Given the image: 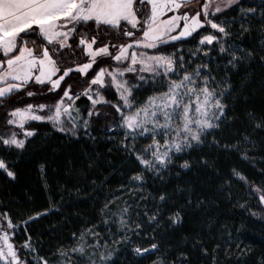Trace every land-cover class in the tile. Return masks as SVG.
<instances>
[{"label": "snow or ice", "instance_id": "snow-or-ice-1", "mask_svg": "<svg viewBox=\"0 0 264 264\" xmlns=\"http://www.w3.org/2000/svg\"><path fill=\"white\" fill-rule=\"evenodd\" d=\"M258 25L259 45H245ZM178 41L193 43L195 50L185 52ZM257 55L264 61V0H0V177L17 179L18 160L38 135L34 122L50 124L65 136L94 140L92 118L99 119L100 105L115 109L118 118L106 131L123 136L121 149L140 166L131 177L140 189L149 176L163 180L173 168L179 169L178 177L190 172L193 162L184 157L205 146L248 160L242 147L252 143L247 135L223 142L217 134L241 115L254 132L264 131V109L241 113L240 95L234 96L247 84H237L233 75ZM110 95L118 97L116 102L107 99ZM82 98L90 102L83 110L77 103ZM140 141L147 143L138 148ZM199 163L220 175L215 161L203 158ZM231 179L248 183L232 169L221 191L231 187ZM249 191L264 205V187L249 184ZM179 194L184 201L171 206L170 226L182 224L189 210L208 206L192 187L179 188ZM114 199L106 200L99 223H85L79 235L73 233L74 246L44 254L30 234L22 244L15 241L21 228L26 231L50 210L14 222L0 203V262L119 264L123 252L109 249L107 239L116 235L113 228L118 226L120 237L113 243L131 247L133 237L145 235V224L154 228L169 215L172 197L161 194L158 205L140 210L135 203L114 205ZM192 239L210 264H222L221 252L226 264H247L240 260L244 250L239 243L235 250L231 243H217L213 255L202 238ZM131 250L140 258L137 264L149 256L155 257L152 264H193L191 251L181 245L151 243Z\"/></svg>", "mask_w": 264, "mask_h": 264}, {"label": "trees", "instance_id": "trees-1", "mask_svg": "<svg viewBox=\"0 0 264 264\" xmlns=\"http://www.w3.org/2000/svg\"><path fill=\"white\" fill-rule=\"evenodd\" d=\"M234 27L238 28L239 25ZM260 36L261 26L258 25L244 44L259 45ZM177 44L185 52L195 50L193 43L178 41ZM233 80L237 84L242 80L247 84L240 93H234V96L240 95L237 108L241 113L246 109H264V61L260 60L259 55L255 61L241 67L239 73L233 75ZM150 94L151 90L147 92V95ZM107 99L116 102L118 97L110 95ZM78 103L86 106L87 99L82 98ZM98 110L99 119L95 116L92 118L95 124L91 131L94 140L84 135L80 139L65 136L53 130L50 124L33 123L38 135L18 160L17 179L7 182L0 177V203L10 210L14 222L27 220L29 216L46 209L50 210V214L30 223L26 231L21 228L16 243L22 244L30 234L41 254L54 253L58 247L74 246L73 233L79 235L85 223H99L100 217L106 215L100 210L109 197H115L114 205L135 203L137 210H140L145 204L149 209L153 208L154 204H159V195L168 194L172 197L167 209L169 215L154 228L145 224V235L133 237L131 247L125 249L123 244L113 243L120 238L118 226L112 230L116 235H108L109 249L123 252L119 264H137L140 258L131 249L149 247L151 243L165 248L181 245L191 251L193 264H210L198 248H193L195 240L192 237L202 238L210 251L215 249L217 243H231L233 248L239 243L244 250L240 260L247 264H260L261 258H264V212L261 211L264 205L259 204L258 197L249 191V184L253 188L264 187V131L254 132L241 115L234 123L227 124L217 137L229 142L247 135L252 143L242 147L250 159L244 160L235 153H224L205 146L193 151L190 157H184L193 162L190 172H181L178 177L176 173L179 169L173 168L163 180L149 176L144 188L140 189L131 182V177L140 166L134 157L121 149L123 136L106 131L114 127V120L118 118L115 109L100 105ZM105 113H108L107 117ZM142 142L147 143L139 142L138 148L144 145ZM203 158L215 161L220 175L211 168H204L199 163ZM232 169L247 177L248 183L231 179V187L221 191L220 185L224 184V177H231ZM181 187L194 188L196 193L207 198L208 206L189 210L182 224L170 226L169 216L174 210L171 206H179L184 201L179 194ZM141 196L156 199H138ZM250 213H257V216L253 217ZM153 259L155 257L149 256L141 264H152ZM220 259L222 264H226L223 252ZM232 264H236V261L233 260Z\"/></svg>", "mask_w": 264, "mask_h": 264}, {"label": "rangeland", "instance_id": "rangeland-1", "mask_svg": "<svg viewBox=\"0 0 264 264\" xmlns=\"http://www.w3.org/2000/svg\"><path fill=\"white\" fill-rule=\"evenodd\" d=\"M193 7H195V8H199V5L198 4H195V3H193V5H192ZM181 11H183V9L181 10ZM151 95V94H150ZM78 103V102H77ZM89 104H90V102L89 101H87V105L86 106H84V105H80L79 103H78V105L81 107V109L83 110L85 107H88L89 106ZM141 142V141H140ZM142 144H144L143 142H142ZM144 146V145H143ZM142 146V147H143ZM0 264H2V262H0Z\"/></svg>", "mask_w": 264, "mask_h": 264}]
</instances>
